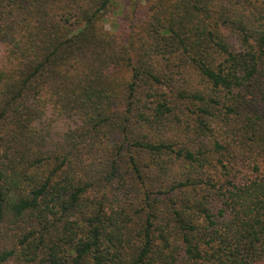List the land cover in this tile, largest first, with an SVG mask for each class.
Listing matches in <instances>:
<instances>
[{
  "label": "trees",
  "instance_id": "trees-1",
  "mask_svg": "<svg viewBox=\"0 0 264 264\" xmlns=\"http://www.w3.org/2000/svg\"><path fill=\"white\" fill-rule=\"evenodd\" d=\"M0 0V264H264V0Z\"/></svg>",
  "mask_w": 264,
  "mask_h": 264
},
{
  "label": "rangeland",
  "instance_id": "rangeland-1",
  "mask_svg": "<svg viewBox=\"0 0 264 264\" xmlns=\"http://www.w3.org/2000/svg\"><path fill=\"white\" fill-rule=\"evenodd\" d=\"M126 1L127 0H117L107 12L105 22L106 27L109 30H116V28L121 23L122 12L125 11V9L127 8L125 7Z\"/></svg>",
  "mask_w": 264,
  "mask_h": 264
}]
</instances>
